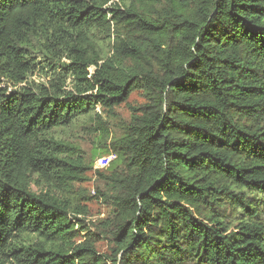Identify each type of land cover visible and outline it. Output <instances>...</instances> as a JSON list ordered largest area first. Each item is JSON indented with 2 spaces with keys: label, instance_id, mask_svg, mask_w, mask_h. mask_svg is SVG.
<instances>
[{
  "label": "trees",
  "instance_id": "1",
  "mask_svg": "<svg viewBox=\"0 0 264 264\" xmlns=\"http://www.w3.org/2000/svg\"><path fill=\"white\" fill-rule=\"evenodd\" d=\"M87 116L107 254L58 135ZM0 264H264V0H0Z\"/></svg>",
  "mask_w": 264,
  "mask_h": 264
},
{
  "label": "rangeland",
  "instance_id": "2",
  "mask_svg": "<svg viewBox=\"0 0 264 264\" xmlns=\"http://www.w3.org/2000/svg\"><path fill=\"white\" fill-rule=\"evenodd\" d=\"M145 102L143 92L134 91L129 99L115 107V114L107 115L106 112L98 106L97 113L106 121L111 130V136L120 137L124 134L129 125L133 107H138ZM95 115V114H94ZM95 125L94 117H83L70 127L58 129V135L63 139L77 145L86 156L87 162L92 165V169L86 173V179L77 182L76 189L89 197L87 200H81L87 207V225L91 232L98 235L96 246L101 254L110 253L111 241L103 237L102 221L111 216L113 208L111 203L106 201L102 195L107 188L105 179H102L97 171L109 175L116 155L110 154L104 149L111 139L101 137L99 129ZM37 189V187H35ZM80 239V238H79ZM82 239V237H81Z\"/></svg>",
  "mask_w": 264,
  "mask_h": 264
}]
</instances>
